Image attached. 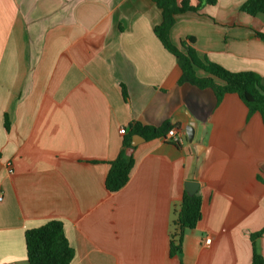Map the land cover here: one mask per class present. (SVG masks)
Listing matches in <instances>:
<instances>
[{"label": "crops", "instance_id": "obj_1", "mask_svg": "<svg viewBox=\"0 0 264 264\" xmlns=\"http://www.w3.org/2000/svg\"><path fill=\"white\" fill-rule=\"evenodd\" d=\"M245 1L178 15L170 40L192 36L202 59L264 85V14L241 11ZM161 22L152 0H0V264H28L26 232L51 220L63 223L71 264H251L250 236L264 229L262 116L237 94L219 101L179 85V63L154 33ZM133 121L169 122L183 141H142L128 183L111 193L120 130ZM188 183L202 219L171 256ZM256 250L264 257V235Z\"/></svg>", "mask_w": 264, "mask_h": 264}, {"label": "trees", "instance_id": "obj_2", "mask_svg": "<svg viewBox=\"0 0 264 264\" xmlns=\"http://www.w3.org/2000/svg\"><path fill=\"white\" fill-rule=\"evenodd\" d=\"M152 1L162 14V22L155 26L154 33L164 48L176 57L182 71L178 84L188 83L199 89H212L219 101L227 94H237L250 113L259 112L264 122V85L258 74L250 71L230 72L218 64L202 59L197 54L194 47L195 38L192 36L181 41L179 46L170 40V31L178 15L198 12L204 5H215L217 0H199L197 6L192 5L189 0ZM240 10L252 17L264 14V0H246ZM255 35L264 42L263 32H256ZM198 71H202L204 75H199ZM122 88L123 96L127 99L126 88L123 85ZM6 127L9 129L8 122ZM174 127L169 122L154 127L133 121L129 125L128 134H125L121 152L116 160L110 163L111 167L105 180L107 191H120L130 179L135 158L134 155L127 156L126 149L131 146L134 135L150 141L166 137L168 131ZM201 207V197L197 193L190 195L186 189L180 210L173 222L171 256L181 254L185 233L194 230L202 219ZM263 235L264 229L250 236L254 247L251 264H264L263 255L256 250V240ZM25 244L28 264H71L75 258V250L65 236L63 223L58 220H51L38 228L28 230L25 234Z\"/></svg>", "mask_w": 264, "mask_h": 264}, {"label": "water", "instance_id": "obj_3", "mask_svg": "<svg viewBox=\"0 0 264 264\" xmlns=\"http://www.w3.org/2000/svg\"><path fill=\"white\" fill-rule=\"evenodd\" d=\"M145 141V139L139 135H134L132 137V143L131 146L126 149V155L132 156L135 152V148L142 142ZM197 190V184L196 183H188L187 184V191L190 195H193L196 193Z\"/></svg>", "mask_w": 264, "mask_h": 264}, {"label": "built area", "instance_id": "obj_4", "mask_svg": "<svg viewBox=\"0 0 264 264\" xmlns=\"http://www.w3.org/2000/svg\"><path fill=\"white\" fill-rule=\"evenodd\" d=\"M120 134H126V129H121ZM183 132L178 130V128H172L171 130L168 131L166 135V139L170 140L173 144H181L183 141ZM12 172V170H10ZM3 200L2 195L0 194V202ZM211 240H207V244H210Z\"/></svg>", "mask_w": 264, "mask_h": 264}]
</instances>
